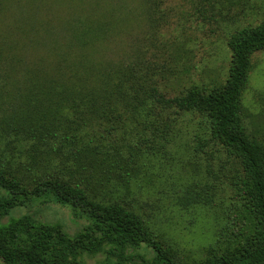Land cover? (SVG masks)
Listing matches in <instances>:
<instances>
[{
    "label": "trees",
    "instance_id": "1",
    "mask_svg": "<svg viewBox=\"0 0 264 264\" xmlns=\"http://www.w3.org/2000/svg\"><path fill=\"white\" fill-rule=\"evenodd\" d=\"M9 8L16 14L5 17ZM26 9L22 0H0V25L4 20L11 23L8 37L0 33V264H85L83 256L105 249L122 259L140 248L152 254L148 264H264V145L246 132L241 105L251 56L264 51V21L229 35V60L221 84L190 86L166 98L151 86L144 87V78L132 68V57L110 68L84 54L113 31L110 20L86 21L77 15L67 22L68 41L61 46L54 39L51 44L53 50L73 51L67 54L72 62L64 69L58 62L53 69L39 64L22 67L15 56L18 43L25 48L35 35L28 22L17 23L28 15ZM16 77L19 85L11 89ZM182 114L204 120L209 140L239 166L231 178L235 225L216 247L207 248L202 259L190 261L162 247L134 212L97 199L65 175L66 167L77 169L84 155L94 157L88 163L104 167L106 176L112 174L121 159L119 142L132 151L126 138L132 136L133 122L141 127L163 120L167 130L171 118ZM12 143L22 148L28 182L4 162L2 156ZM128 157L132 159V153ZM36 199L67 206L84 219L85 226L70 237L59 225L41 223L30 215L9 217L12 210Z\"/></svg>",
    "mask_w": 264,
    "mask_h": 264
},
{
    "label": "rangeland",
    "instance_id": "2",
    "mask_svg": "<svg viewBox=\"0 0 264 264\" xmlns=\"http://www.w3.org/2000/svg\"><path fill=\"white\" fill-rule=\"evenodd\" d=\"M22 3L28 5V15L17 23L28 22L35 33L33 44L23 48L18 43L15 56L22 67L39 64L53 69L58 62L64 69L72 62L67 54H74L73 51L53 50L51 44L54 39L61 46L68 41L67 22L77 15L86 21L110 20L113 31L84 54L93 63L110 68L132 57V68L144 78V87L151 86L166 98L177 96L190 86L210 88L221 84L229 60L226 47L229 35L236 29L264 21V0H22ZM11 13L16 14L9 8L4 16ZM10 25L5 20L0 25V33L4 32L5 37ZM18 80L19 77L12 79L11 89L18 87ZM241 105L246 132L264 145V51L251 56ZM144 124L147 126L144 122L138 127L133 122L132 136L126 138L132 148V159L119 142L121 159L112 174L106 176L104 167L88 163L90 158L95 161L94 157L84 155L77 169L66 167L65 175L70 181L86 186L97 199L114 201L134 212L162 247L181 260L202 259L207 248L216 247L236 223L231 222L235 218L231 178L235 172L239 173V166L220 145L209 140L206 123L196 114L173 116L167 130L162 126L163 120L155 121L153 126ZM148 130L157 133L151 136ZM12 144V148L5 149L4 162L28 182L22 170V148ZM101 150L107 153L106 147ZM22 215L59 225L70 237L85 226L84 219L67 206L41 204L37 199L9 213L13 218ZM151 257L146 248L127 252L122 259L105 249L93 256H83L82 260L85 264H148Z\"/></svg>",
    "mask_w": 264,
    "mask_h": 264
}]
</instances>
